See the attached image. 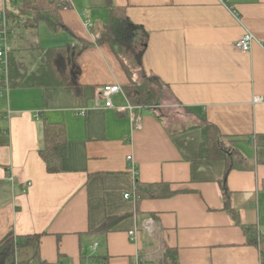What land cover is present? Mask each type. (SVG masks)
<instances>
[{"label": "crops", "instance_id": "obj_1", "mask_svg": "<svg viewBox=\"0 0 264 264\" xmlns=\"http://www.w3.org/2000/svg\"><path fill=\"white\" fill-rule=\"evenodd\" d=\"M67 1L68 30L47 26L49 36L39 27L37 41L45 50L92 44L78 60L81 96L0 83V243L10 233L41 235L47 264H131L138 255L159 262L166 250L177 264H261L244 226L264 239V0ZM21 3L0 0V14ZM111 7L143 29L144 68L157 79L155 103L134 106L141 110L133 116L123 111L129 78L92 32L108 24ZM247 33L255 40L243 53L236 43ZM105 86L123 91L114 109L95 107ZM44 121L66 127L67 155L55 174L40 154ZM202 123L218 129L230 160H201ZM137 183L175 194L140 200ZM16 258L40 263L32 248Z\"/></svg>", "mask_w": 264, "mask_h": 264}, {"label": "trees", "instance_id": "obj_2", "mask_svg": "<svg viewBox=\"0 0 264 264\" xmlns=\"http://www.w3.org/2000/svg\"><path fill=\"white\" fill-rule=\"evenodd\" d=\"M70 8L67 0H24L21 4L7 9V19L11 33L15 29L27 34L26 43L12 46L9 53V82L12 88H61L81 96V71L78 60L84 51L92 46L89 42L79 41L62 47L42 49L37 41L40 23L47 24L51 31L68 30L61 22V12ZM108 24L92 28L97 44H108L129 78L124 87L129 103L133 106L151 107L157 99L154 87H158L155 77L148 78L144 68L146 44L139 43L141 26L132 23L122 15L120 8H110ZM146 36V34H145ZM17 37V34H16ZM18 39L19 36L17 37ZM13 44V42H12ZM35 66V67H34ZM34 67V68H33ZM33 68V69H32ZM32 69V70H31ZM154 85V87H153ZM224 139L217 128L207 125L203 128L200 158L205 161L230 160L228 149L221 143ZM43 146L41 157L49 173H59L67 155L68 138L63 123L44 121L42 132ZM231 142L233 140H230ZM232 144V143H231ZM162 188V189H161ZM161 189V190H160ZM135 195L144 198H164L174 195L167 186L157 184L135 185ZM231 217L238 222L235 211ZM248 244L260 251L261 264H264V239L258 237L255 226H244ZM100 231H108L103 226ZM41 235L16 236L10 233L0 243V264H27L17 262L16 253L21 248H32L39 264H47L40 258ZM175 252L166 250L164 260L158 264H177ZM62 264V262H59Z\"/></svg>", "mask_w": 264, "mask_h": 264}, {"label": "built area", "instance_id": "obj_3", "mask_svg": "<svg viewBox=\"0 0 264 264\" xmlns=\"http://www.w3.org/2000/svg\"><path fill=\"white\" fill-rule=\"evenodd\" d=\"M23 2L24 0H20ZM220 4L227 5L228 0H217ZM87 27H90V24H86ZM255 38L252 36L251 33H247L241 38L237 43L236 47L240 52L246 53L249 52L252 48V44L254 42ZM11 49V31L7 19V11H3L0 14V83L2 84L1 87L3 88H9L10 82H9V51ZM5 86V87H4ZM123 93L122 89L120 86H105L97 92V99L95 101V107L100 108L104 104L105 108L108 109H114V104H113V98L116 95H119ZM103 103V104H102ZM134 107L132 105H129L126 109L123 111H129L132 116L134 113ZM140 109V108H137ZM141 110V109H140ZM82 115H84L85 112H81ZM137 127L141 128V118L137 117ZM129 162L132 163L133 158L130 156L127 158ZM135 164L133 163L131 165V170L132 174L134 177L137 176V170L136 167H134ZM10 180L13 181L12 178ZM30 185V184H28ZM126 199H130V195L125 196ZM143 228L147 232H151V221L145 222ZM130 237L132 240H136V236H138V231H131ZM97 246V245H96ZM131 264H158L157 259L155 260L152 258V256L144 258L142 255H138L137 258L131 263Z\"/></svg>", "mask_w": 264, "mask_h": 264}, {"label": "rangeland", "instance_id": "obj_4", "mask_svg": "<svg viewBox=\"0 0 264 264\" xmlns=\"http://www.w3.org/2000/svg\"><path fill=\"white\" fill-rule=\"evenodd\" d=\"M39 27H41L42 28V31L44 32V34L45 33H47L49 36H52L51 34H50V32L47 30L48 29V27H47V25H46V23H44V22H42L40 25H39ZM19 29H15L14 31H15V34L16 33H18V32H20V31H18ZM15 36V35H14ZM14 36H13V38H14ZM27 36V34L26 33H24L23 31H22V35H19V38L20 39H17V44H15L17 47L18 46H20V45H23V42H22V39L23 38H25ZM26 45V44H25ZM25 45H23V46H25ZM148 78H151V77H149V76H147ZM202 126L203 127H206L207 125L205 124V123H202ZM230 145V143L228 142V145L227 146H229ZM231 148V147H230ZM228 150H229V148H227Z\"/></svg>", "mask_w": 264, "mask_h": 264}]
</instances>
